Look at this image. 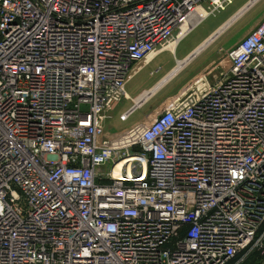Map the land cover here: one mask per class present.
<instances>
[{"label":"built area","instance_id":"obj_1","mask_svg":"<svg viewBox=\"0 0 264 264\" xmlns=\"http://www.w3.org/2000/svg\"><path fill=\"white\" fill-rule=\"evenodd\" d=\"M231 3L0 0V264H229L264 249V16L214 82L105 136L130 70Z\"/></svg>","mask_w":264,"mask_h":264},{"label":"rangeland","instance_id":"obj_2","mask_svg":"<svg viewBox=\"0 0 264 264\" xmlns=\"http://www.w3.org/2000/svg\"><path fill=\"white\" fill-rule=\"evenodd\" d=\"M244 1L247 0H232V3L224 10L215 11L195 26L177 43L174 51L165 49L148 64L137 70L132 68L131 77L125 86L126 91L131 96L135 94L139 96L153 88L165 74L167 75L178 65V61L193 53L197 45L210 32L215 31ZM263 16L264 0H257L226 30L184 64L171 80L151 95L139 108H136L126 121H121L119 114L130 104V100L121 99L119 106L105 122V136L114 138L138 123L151 121L169 100L184 94L199 77L205 76L210 83L214 82L228 68L227 51L245 37ZM229 264H264V249H254Z\"/></svg>","mask_w":264,"mask_h":264},{"label":"bare ground","instance_id":"obj_3","mask_svg":"<svg viewBox=\"0 0 264 264\" xmlns=\"http://www.w3.org/2000/svg\"><path fill=\"white\" fill-rule=\"evenodd\" d=\"M255 2V0H252L251 4H249L246 8H244L242 10V12H240L239 14H236L234 16H232L229 20H227L226 23H224L220 28H218L212 35H210L207 39H205L206 41L203 44H200L197 49H195V51L193 53H191L189 56L183 58L182 60L178 61V65L171 70L167 75H165L162 80L160 82H158L153 88H151L150 90H146L143 93H141L136 99V105L134 107L137 108V106H140L143 102H145L149 97H151V95H153L158 89H160L163 85H165L169 80H171L173 78V76H175V74L183 67L184 64H186L194 55H196V53H198L204 46H206L208 43H210L211 41H213L219 34H221L224 30H226L239 16L240 14H242L246 9H248L253 3ZM250 3V2H249ZM200 23V22H199ZM193 29V28H192ZM178 43V42H177ZM176 44H171L168 49H171L172 51L175 50L176 48ZM151 61V60H150ZM148 61V62H150ZM145 63L144 65L148 64ZM128 99V96L126 97ZM120 165L117 166V168L119 169Z\"/></svg>","mask_w":264,"mask_h":264},{"label":"crops","instance_id":"obj_4","mask_svg":"<svg viewBox=\"0 0 264 264\" xmlns=\"http://www.w3.org/2000/svg\"><path fill=\"white\" fill-rule=\"evenodd\" d=\"M257 0H255V2H256ZM250 2V3H249ZM251 2H252V0H247V1H244L242 4H240L238 7H237V9H235L234 11H233V13H231V15H229L228 17H227V19L225 20V21H223L216 29H215V31L220 27V26H222L224 23H226L227 22V20H229L232 16H234V15H236V14H239L240 12H242V10L244 9V8H246L249 4H251ZM254 2V3H255ZM247 10V9H246ZM245 10V11H246ZM244 11V12H245ZM243 12V13H244ZM242 13V14H243ZM242 14H240V16L242 15ZM215 31H213V32H210L198 45H197V47L200 45V44H203L206 40L205 39H207L210 35H212ZM197 47L195 48V49H197ZM195 49H194V51H195ZM187 56H189V55H186L185 57H187ZM185 57H183V58H185ZM166 75V74H165ZM127 92V91H126ZM129 93L127 92V95H128ZM137 94H135V95H133V96H131L130 94L128 95L129 96V98L127 99V100H130V104L126 107V109L125 110H123L122 112H125V111H127V110H129L130 108H132V106H134L135 104H136V102H135V99L138 97V96H136ZM142 105V104H141ZM140 105V106H141ZM119 106V104L116 106V108ZM140 106H138L137 108H139ZM115 108V109H116ZM121 112V113H122Z\"/></svg>","mask_w":264,"mask_h":264}]
</instances>
